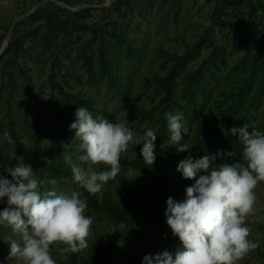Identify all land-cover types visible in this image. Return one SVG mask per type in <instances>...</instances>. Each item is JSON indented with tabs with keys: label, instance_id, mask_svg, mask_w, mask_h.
Returning a JSON list of instances; mask_svg holds the SVG:
<instances>
[{
	"label": "rangeland",
	"instance_id": "obj_1",
	"mask_svg": "<svg viewBox=\"0 0 264 264\" xmlns=\"http://www.w3.org/2000/svg\"><path fill=\"white\" fill-rule=\"evenodd\" d=\"M37 1L0 0V35L18 13ZM54 4L52 1L47 2L41 12L54 10ZM216 4L217 0H122L118 4L111 1L108 6L92 8L81 17L70 15L67 11L57 12L68 21L93 23L124 34V42L121 43H117L115 37L105 36L107 40L103 48L104 55L113 61L117 70L116 80L121 82V94L115 92L105 75L98 74L99 50L96 41L90 44L86 42L89 31L72 32L64 37L58 31L46 32L42 19L34 22L22 19L12 35L13 39L21 38L20 54L15 61H9L8 52L0 56V148L9 153L27 149L34 155L47 151V161L53 152H57L54 155H62V145L69 143L70 147L66 151L72 154L74 161L81 153L79 141L69 126L76 119L78 107L88 109L94 119L104 118L113 124L124 123L137 138L152 129L156 134L155 146L168 143L171 133L169 130L165 134L159 132L164 116L159 112V107L155 108L162 94L155 75L164 76L168 73L173 74L174 97L187 111L182 115L181 123L187 133L181 143L189 147L190 142L197 137L199 128L205 126L209 129L223 107L236 98V87L248 74V70L243 71L239 66L244 53L240 33L249 36L264 32V14L257 10L256 4V13L253 15L248 10V3L219 14L214 12ZM223 19L238 27L239 32L228 26H219ZM127 41L136 49L131 55L125 50ZM195 43V49L190 50V46ZM213 47L218 56H211ZM186 51L189 56L182 64L175 65L173 57ZM84 56L89 59L91 69H87ZM190 72L197 75L201 88H193L192 100L189 102L186 99L189 87L186 89L185 77ZM262 82V85L252 86L250 94L255 99L246 105L236 129L247 125L249 132L257 130L264 133ZM150 109V112L144 113ZM5 133H9L11 139ZM52 136L67 140L59 142L58 147L50 150ZM142 147L143 144H130L129 150L122 153L121 157L136 158L141 154ZM242 151L243 145L237 133L222 148L207 150L205 155L214 156L219 168L223 164L243 163ZM163 156H171L173 161L180 159L177 152H171L170 155L164 153ZM161 168L169 169L163 165ZM33 171L38 180L44 181L40 186L41 191L52 187L65 194L78 191L80 198L87 204L84 215L93 221L88 246L75 253V256L71 252L61 253L55 245L50 246L56 264H81L82 258H89L95 253L99 260L97 264H137L145 255L154 256L165 250L174 255L181 247L180 241L171 236L165 217L161 221L150 215L134 217L129 226L124 221L109 219L103 213L96 215L82 189L70 175L53 172L47 167ZM158 171L153 167L146 174L147 186L150 175ZM135 173V170L129 173V170L121 167L117 176L103 184L94 195L100 201L102 191H106L111 201L114 200L116 185L120 181L128 185L129 181L134 180ZM51 179H56L55 186L47 183ZM255 192L256 211L254 217H249L248 226L251 229L249 239L258 242L259 246L239 264H264V182L257 186ZM5 207H8L7 197L0 199V211ZM13 241L21 243L20 236L10 227L0 226V264H19L16 258L9 256L10 243ZM130 250L134 257L128 260L118 258L119 252Z\"/></svg>",
	"mask_w": 264,
	"mask_h": 264
},
{
	"label": "clouds",
	"instance_id": "obj_2",
	"mask_svg": "<svg viewBox=\"0 0 264 264\" xmlns=\"http://www.w3.org/2000/svg\"><path fill=\"white\" fill-rule=\"evenodd\" d=\"M75 116L69 127L79 141L78 160L82 166L66 151L69 143L62 145V157L70 166L73 182L90 194L99 192L103 184L117 176L121 154L129 150L130 144H143L142 159L147 166L153 165L156 134L152 129L137 138L124 123L94 119L84 107H78ZM165 116L171 133L169 142L178 145V152L188 151L189 147L181 143L187 133L182 116ZM230 131L239 133L244 162L217 168L211 155L196 160L189 156L179 162L176 171L195 182L185 189L183 201L176 202L172 197L166 200L164 216L181 247L174 255L167 250L145 255L142 264H239L259 246L249 239L248 220L256 211L255 189L264 182V133L249 132L247 125ZM5 135L11 139L9 133ZM96 165L110 170L97 172ZM5 171L11 180L0 177V199L7 197L8 204L0 211V226L10 227L21 239V243H10V258H16L19 264H56L50 246H57L63 254L77 253L88 246L93 221L84 215L87 204L78 191L65 194L55 187L41 191L44 181L38 180L25 163ZM47 183L55 186L57 181Z\"/></svg>",
	"mask_w": 264,
	"mask_h": 264
},
{
	"label": "trees",
	"instance_id": "obj_3",
	"mask_svg": "<svg viewBox=\"0 0 264 264\" xmlns=\"http://www.w3.org/2000/svg\"><path fill=\"white\" fill-rule=\"evenodd\" d=\"M70 5H75L81 2L79 0H62ZM217 0V4L214 7V12L217 14L226 12L227 10L234 8L238 5L248 3V10L251 15L255 14L254 5L256 4L257 10H261L260 13L264 14V2L262 0ZM89 2V1H87ZM122 0H112L113 4H118ZM47 4V3H46ZM38 8L36 11L31 13L29 16L25 17L29 21H36L39 19L43 20V28L48 33H53L55 31L61 32L62 36H68L72 32L77 31H89L90 36L88 44L93 41L97 42V47L99 53L97 55L98 66H99V75H105L110 84L114 86L115 92L121 94L120 81H117V70L114 67L113 61L106 57L103 52L104 42L107 40L105 36L110 35L117 38L116 42H124V34L117 33L115 29H107L106 27L99 26L97 24H87L79 20L68 21L66 18L61 17L57 12L67 11L70 15L73 16H84L92 8H83L78 11H70L65 8L60 7L57 4L55 9L46 13L41 11L44 9L45 5ZM260 8V9H259ZM25 10H22L23 12ZM20 12V13H21ZM19 14V13H18ZM22 22L20 20L14 26L13 33L17 31V26ZM219 26L224 27L228 26L231 30L239 32V28L236 27L231 22L227 20H220ZM9 25L6 27L5 31L0 35L2 38L7 31ZM13 35V34H12ZM240 39L244 45V53L242 55V61L239 63L241 70H248V74L245 75L244 79L240 81L239 85L236 87V98L223 107V109L218 113L217 119L214 121V124L210 126L209 129L200 127L197 132V137L189 144V150L186 152H178L176 147L178 145L168 143H163L162 145L155 146L156 158L151 166H147L142 159L141 154L136 158L127 159L126 157L120 158V167L125 168L126 170L131 169L136 171L134 175V180L129 181L128 185H124L120 181L115 188L114 196L115 199L111 201L109 193L102 191L101 199L98 201L94 194H90L87 190L82 189L83 194L87 197L88 204L91 206L92 212L94 214L103 213L109 219H116L118 221H124L129 226L133 223L134 217H144L150 215V217L159 218L162 220L164 212L166 211V200L169 197H172L174 201L180 202L185 198V189L188 186H191L195 181L184 179L182 174L178 171L177 165L182 160H185L189 156L193 160L199 159L205 156V151L218 150L222 148L228 141L232 139L234 134L231 133V129L236 128V123L242 119V115L246 111V105L253 101L255 98L250 94V90L253 85H262L264 81V32H260L259 35H249L244 36L243 33H240ZM20 36L16 39L13 37L10 39L8 45L6 46L3 54L8 52L9 61H15L18 55L21 52L20 45ZM1 42V40H0ZM197 43L190 46L191 49H195ZM125 50L128 55H131L135 52V47L133 44L128 41L125 43ZM216 48L213 47L211 56H218V53L215 51ZM189 56V53L186 51L180 56H174L173 58L176 61L175 65L182 64L185 61V58ZM8 61V62H9ZM84 61L86 62L87 69H91L90 61L87 56H84ZM186 89L189 87L188 97L186 99L190 102L192 100L193 88L200 89L201 84L198 81L197 75H193L192 72L187 73L186 75ZM155 81L157 86L162 90V94L159 97L155 108L159 107V112L162 113L164 119L159 126V132L165 134L168 131V121L166 119L165 113L180 114L181 116L186 114V109L184 105L180 103L175 96L174 90V78L172 73L165 74L164 76L155 75ZM186 92V90H185ZM185 94V93H183ZM187 101V102H188ZM144 111V113L150 112ZM182 122V121H181ZM51 148L58 147L59 142L64 143L67 139L63 137L52 136ZM202 138V139H201ZM182 142V141H181ZM49 151V149H46ZM171 152H177L180 159L173 161L170 157H164L163 154L170 155ZM47 151L39 155H34L29 150L21 149L15 152L9 153L4 149L0 148V177L10 179L11 176L5 171L9 167H15L20 163H25L30 165L33 170L38 169L39 167H47L53 172H61L63 174L70 175L72 177L70 166H68L62 155H58L53 152L49 156V160L46 161L45 154ZM20 157L23 158V161L20 160ZM74 162L79 166L80 161L78 158L74 159ZM162 165L165 168L162 169ZM214 166L217 167V162L214 161ZM156 167L158 173L150 175L149 185L145 184V176L152 171V168ZM173 167V168H171ZM109 168L104 165H99L94 168L95 171L101 172L108 170ZM110 170V169H109ZM169 170L171 172L169 173ZM149 187V188H148ZM148 188V189H147ZM147 189V190H146ZM134 229L132 230V232ZM172 237L171 230L169 231ZM178 241V237H175ZM169 246V244H168ZM75 256V253L72 254ZM71 256V257H72ZM97 254L90 255L89 258H82L81 264H97L99 261L97 259ZM134 257L133 251H128L126 253L119 252L118 258L128 260ZM101 260V259H100ZM143 258L139 260L137 264H142Z\"/></svg>",
	"mask_w": 264,
	"mask_h": 264
},
{
	"label": "water",
	"instance_id": "obj_4",
	"mask_svg": "<svg viewBox=\"0 0 264 264\" xmlns=\"http://www.w3.org/2000/svg\"><path fill=\"white\" fill-rule=\"evenodd\" d=\"M52 1L55 2L57 5H59L62 8L68 9L72 12L78 11L83 8H102L105 6H108L112 0H102L100 3H91V2H86V3H79L75 5H70L66 3L65 1L62 0H39L37 1L34 5L26 9L25 11L17 14L12 21L9 24V27L7 31L5 32L1 42H0V56L3 54L6 46L8 45L10 39L12 38L14 26L17 22L20 20L24 19L25 17L29 16L31 13L36 11L38 8L42 7L44 4L47 2Z\"/></svg>",
	"mask_w": 264,
	"mask_h": 264
}]
</instances>
